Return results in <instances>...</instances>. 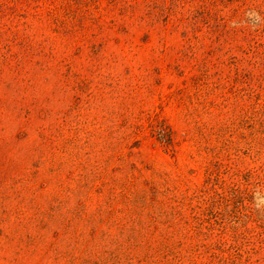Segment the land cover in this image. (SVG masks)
Instances as JSON below:
<instances>
[{
  "label": "rangeland",
  "instance_id": "374dc122",
  "mask_svg": "<svg viewBox=\"0 0 264 264\" xmlns=\"http://www.w3.org/2000/svg\"><path fill=\"white\" fill-rule=\"evenodd\" d=\"M0 264H264V0H0Z\"/></svg>",
  "mask_w": 264,
  "mask_h": 264
}]
</instances>
